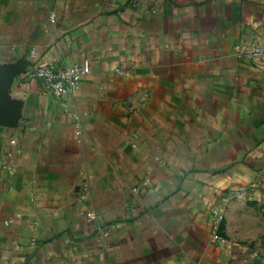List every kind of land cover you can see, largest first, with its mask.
Returning <instances> with one entry per match:
<instances>
[{"label":"crops","instance_id":"crops-1","mask_svg":"<svg viewBox=\"0 0 264 264\" xmlns=\"http://www.w3.org/2000/svg\"><path fill=\"white\" fill-rule=\"evenodd\" d=\"M254 42L264 0H0V264H264Z\"/></svg>","mask_w":264,"mask_h":264},{"label":"built area","instance_id":"built-area-1","mask_svg":"<svg viewBox=\"0 0 264 264\" xmlns=\"http://www.w3.org/2000/svg\"><path fill=\"white\" fill-rule=\"evenodd\" d=\"M49 19L54 22L55 15L50 14ZM237 56L244 62L264 66V44L251 43L249 45L238 44L235 46ZM29 68L25 76L39 79L44 88L54 95H65L74 92L78 87L79 77L82 73L88 72L90 67L87 64H56L42 61L37 49L32 46L27 51ZM88 220L94 218L92 212H87ZM222 215L219 211L212 212L211 238L214 243H224L226 239L218 233Z\"/></svg>","mask_w":264,"mask_h":264},{"label":"water","instance_id":"water-1","mask_svg":"<svg viewBox=\"0 0 264 264\" xmlns=\"http://www.w3.org/2000/svg\"><path fill=\"white\" fill-rule=\"evenodd\" d=\"M1 122H5L6 121V119H4V117H1Z\"/></svg>","mask_w":264,"mask_h":264}]
</instances>
